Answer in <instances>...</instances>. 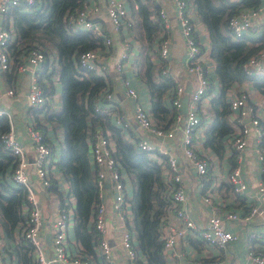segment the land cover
<instances>
[{"label": "built area", "instance_id": "built-area-1", "mask_svg": "<svg viewBox=\"0 0 264 264\" xmlns=\"http://www.w3.org/2000/svg\"><path fill=\"white\" fill-rule=\"evenodd\" d=\"M19 1L21 0H0V14L4 15L10 5H18ZM22 1L27 6L37 5V0ZM168 1L187 50L186 72L192 75L196 82L195 88L189 94L187 110L183 112L181 109L182 96L185 94L184 87L171 73L168 14L165 7L157 6L158 9L149 16L152 25L161 31L154 50L158 69L155 79L161 77L171 79L173 88L167 92L165 98L175 111L173 120L168 126L155 123L149 111L138 101L137 92L126 80H123L125 95L134 104L132 120L129 121L121 112L113 108L111 91L101 97L107 100V104L103 107L98 106L96 113L110 117L113 125L121 130L125 140L146 152L149 159L161 166L164 188L159 197L164 202V209L158 227V237L162 242V254L166 264H264V227L258 230L253 227L248 228L241 240L243 236L241 232L245 226L251 224L254 219H264V208L260 204L264 198V181L256 182L255 194L249 196L248 182L245 178L243 179L241 166V158L250 143L257 169L264 173V148L261 146L264 108H260L252 101L246 89L226 97L229 109L228 120L236 129L232 128V132L223 138V142L224 149L226 147L235 162L230 164L225 182L230 200L219 198L215 201L218 184L210 181L212 178L206 153L212 149L205 145L206 134L197 135L201 124L199 106L207 99L211 82L203 60V47L197 40L191 18L190 6L194 4L192 0ZM142 2L146 3L147 0ZM151 8L153 9L154 6L151 5ZM105 12L114 32L122 34V31L132 30L134 21L125 0H106ZM98 13L99 7L96 3L82 0L81 10L66 15L67 24L74 30L88 31L102 40V47L78 55L75 66L79 78L86 75L88 71L105 78L110 68L101 54L110 47L111 39L105 35L99 25L95 24L94 20ZM227 26L235 38H243L247 41L264 39V0H259L257 6L241 8L228 19ZM130 37L123 36L122 51L114 66L111 67L118 74L123 71L125 63L131 56ZM15 42L16 37L12 28L2 26L0 28V70L2 72H9L11 66L15 64L14 56L8 51V47ZM18 61L19 64L14 72L31 71V84L26 95L30 108L35 110L47 104L51 105L52 100L43 96L37 82L38 69L45 61L43 51L37 47L32 48L23 56H19ZM242 68L249 77L264 78V46L248 57ZM14 94L15 91L12 88L7 90V95L13 97ZM2 117L8 121V131L0 135V142L13 157V166L8 179L25 193V203L22 204L25 222L17 230V234L30 243L34 263L95 264L96 261H104L107 264H146L144 255L136 248L135 236L128 228L133 216L131 209L126 208L124 180L113 156L115 147L110 135L97 131L90 136L89 155L96 173L95 183L99 190V201L93 207L88 221V226L98 234V240L92 246L93 253L90 254L76 237L71 240L68 236L69 229L71 226L74 228L75 222L71 194L64 195L55 201L52 218L45 220L43 217V204L39 192L50 195L51 151L43 142L41 132L33 127L28 130L31 147L27 149L16 139L12 116L0 107V118ZM132 128L134 133L130 134L129 131ZM177 135L179 149L177 153H173L167 148V144ZM225 140H227L226 144ZM189 171L195 176L196 191L199 194L201 206L209 209L206 215V227L197 223L187 212L186 205L190 204V195L185 191L184 180ZM106 181L109 182V188L112 190L111 209L113 214L115 213L121 220L117 217L122 227L119 236L116 237L109 227L110 218L107 214V200L104 195ZM227 203L229 206L226 205ZM43 232L50 237V255L46 252ZM191 242L202 244L201 257L185 256L182 250ZM238 242H243L244 245L245 259L243 261L233 259L232 245ZM15 247V243H11L7 236L0 232V264H16L10 260V257L16 254ZM118 254L125 263L117 262Z\"/></svg>", "mask_w": 264, "mask_h": 264}, {"label": "trees", "instance_id": "trees-1", "mask_svg": "<svg viewBox=\"0 0 264 264\" xmlns=\"http://www.w3.org/2000/svg\"><path fill=\"white\" fill-rule=\"evenodd\" d=\"M132 13L137 17L146 33H153L149 16L158 9L157 4L148 6L142 0H127ZM199 20L205 25L210 40L211 57L214 61V75L218 82L219 93L211 98L210 109L213 113L211 125L206 130L205 145L215 153L224 150L223 138L232 132L228 120V103L225 93L234 84L251 81L264 93V78L249 77L242 68L248 57L264 46V40L247 41L235 38L230 32L228 19L241 8L257 6L259 0H240L229 5H215L213 0H192ZM127 6V8H128ZM156 6V7H155ZM82 8V0H37V5L27 6L24 1L10 5L4 14V26L12 28L16 42L8 47L14 56L15 64L10 73H14L19 64L18 57L32 48H40L45 57L38 69L37 82L43 96L52 99L55 83L60 87V110L43 106L32 111L34 129L40 131L43 142L50 148V163L53 164L54 149L46 136L43 122L51 125L54 131H61L62 141L59 158L56 163L68 184L69 193L74 197V233L82 247L93 253V245L98 240L96 231L88 226L92 209L99 201V190L96 186V173L89 164L90 136L101 131L113 140L116 159L124 182L131 186V195L125 197L130 205L132 222L128 228L136 239V248L145 257L146 264H166L162 254V242L158 237L160 218L163 215L164 202L160 192L164 188L160 164L148 158L147 153L133 143L124 139L121 130L113 126L112 119L96 113L98 106L107 104L104 94L110 91V76L105 78L88 71L79 78L76 72L77 57L80 53L102 47V40L90 32L74 30L66 22V15ZM146 34V35H147ZM260 42L261 44L255 45ZM16 43H18L16 45ZM158 69L150 62L146 63L141 79L149 92L150 116L155 123L168 126L173 120L175 111L169 106L165 95L173 88L171 79H155ZM263 139L264 148V122ZM8 131V121L0 118V135ZM13 166V157L0 142V217L6 235L16 242L18 264H35L32 260V247L17 231L25 222L22 215V204L25 193L8 180ZM51 168L49 167V172ZM51 177V173H50ZM49 192L58 199L62 195L51 177ZM16 231V232H15ZM95 264H107L96 261Z\"/></svg>", "mask_w": 264, "mask_h": 264}, {"label": "crops", "instance_id": "crops-1", "mask_svg": "<svg viewBox=\"0 0 264 264\" xmlns=\"http://www.w3.org/2000/svg\"><path fill=\"white\" fill-rule=\"evenodd\" d=\"M88 1L90 3L91 2L96 3L97 6L99 7V13L97 14V17L95 18L94 22L95 24L99 25L103 29L105 35L109 36V38L111 39L110 47L103 54H101L102 59L107 61L110 67L107 75L110 76V78L112 79V81L110 82V91L112 92L111 105L113 106L114 109L121 112L126 119L131 121L134 104L125 95V87L123 85V80L128 81L129 86L137 92L138 101L140 102V104L147 111H149L150 110L149 92L140 76L144 72L147 62H150L152 65H154L155 69L157 67L156 65L157 59H156V55L154 54V50L157 46L158 39L161 36V31L158 28H156V30L153 33L148 35L144 27L141 25L140 20L133 15L132 9L128 6L129 5L128 1L125 0L127 2L128 9L133 17L134 26L131 31H125V32L122 31V34L116 33L113 31L112 26L105 12L106 0H88ZM239 1L240 0H213L214 4L217 6L222 4H225L227 6L230 3L239 2ZM146 3L148 4V6H151L152 0H147ZM155 3L157 4V6H163L166 8L169 18L170 29H167V31L171 39L170 50H169L171 73L179 80V82L183 85V87L184 85H190L192 86V89H194L196 86L195 78L186 72L185 60L187 58V54H186L187 50L184 45L183 39L180 35V32L178 30L177 24L175 22L174 14L169 4V1L153 0V4ZM190 9H191V18L195 26V33L197 40L199 41L200 45L203 47V60L208 69V76L211 82L210 90L207 93V99L199 106V115L201 117V124L197 130V135L199 136L201 133L204 136L206 134V130L211 125L213 119V113L210 109L211 98L217 95L220 91L218 87V82L216 80L213 71L214 61L211 57V48H210L208 31L205 25L199 20L198 15L196 13L195 5H191ZM2 26H4V15L0 14V28ZM164 32L165 34H167L166 30ZM123 36L127 38L131 36L130 44H129L131 56L129 57L128 61L125 63L123 71L120 74H118L115 72V69L111 67L114 66V63L119 58L120 53L122 51L121 44H123L124 42ZM259 44L261 43L258 42L255 45H259ZM30 72H31L30 70H27L25 72L16 71L14 73H10L8 71L2 72L0 70V107L6 110L7 112H9L10 115L12 116L16 139L21 145L25 146L27 149H30L31 147V141L28 138V130L35 125V123L33 122V117L31 116L32 114L31 112L34 110L30 108L31 106L29 105L28 100L26 98V95L28 93L31 84ZM182 74L186 75L187 78L180 79L179 76ZM11 88L15 91L14 94L15 96L13 97L7 95V90ZM242 89H246L249 92L252 101L257 106H259L260 108H264V93L261 92L259 89H257L252 82L249 83L248 81H243L241 83L234 84L231 87V89L228 91V93L226 91L225 98L226 97L228 98V96H231L235 92ZM185 96L186 94L182 96V101ZM188 98H189V94L187 95V103H188ZM51 100H52L51 105L47 104V106H50L55 110H60L61 107L60 87L57 83H55V93ZM42 107L36 109H40ZM111 124L113 125V122ZM43 125L46 128V136L51 141L52 147L54 149L53 164L51 165V170H50L51 177L55 180L57 184V190L60 192V194L62 196L68 195L70 194L68 191V184L56 165L59 158V148H60V143L62 141V133L60 130L54 131L51 125L48 124L47 122H43ZM232 128L234 129L235 127L232 126ZM129 133L133 134L134 128H132L129 131ZM107 134H109V132H107ZM226 141L227 140H225V144ZM167 148H169L173 153L178 152L179 149L178 135L175 137V139L172 142L167 144ZM28 153H30V151ZM206 153L208 156L207 163L210 168V174L212 178L210 179V181H215L218 184L215 192L217 196L214 200L217 201L219 198H223L224 200L226 199L230 200L228 199V187L226 186L225 182L227 178V173L229 171V166L232 162H235V159L232 158V156H230L229 152L226 150V147L223 152L217 155H215V153L212 150L207 151ZM89 164L93 169L90 155H89ZM241 166L243 171V179L245 178V180L248 182L247 185H248L249 196L253 195L255 194L256 191L255 183L258 181H264V173H261L259 169H257L258 166L256 164L255 156L253 154V150L250 143L245 148V154L241 158ZM194 177H195L194 174L189 171L184 180L185 191L190 195V204L186 205V208H187V212L197 223H199L203 227H206V215L209 209L208 207L201 206L199 202V194L196 191L197 184ZM124 185H125V195L129 197L132 192L131 186L127 181L124 182ZM39 194H40L41 202L43 204V208H42L43 217L45 220H48L53 216L55 201L58 198L52 192H50V195H48L40 191ZM104 195L107 200V207H108L107 214H109V218H110L109 227L116 237L119 236L122 226L120 223L121 221L120 218L116 216L115 213H114L115 215L113 214V211L110 206L112 190H110L109 188V183H108V187L106 186ZM71 202L73 203V205L75 204V199L73 198V196H71ZM260 204L262 208H264V198L262 199ZM226 205L229 206V203H227ZM126 208L128 209L130 208L129 204H127ZM22 214H23V210H22ZM117 217L120 221L117 219ZM263 225H264V219L263 220L254 219L251 224H248L242 229L241 233H243V236L241 237V240L245 236V233L248 228L253 227L258 230V229H262L264 227ZM235 228L238 229V227ZM0 232L1 234L6 235V231L2 226L1 217H0ZM43 236L46 241L47 255H50L51 254L50 237L46 232H43ZM68 236L71 240H74L75 238L74 228H72V226L69 229ZM7 239L11 243L16 244L15 240L11 239L9 236H7ZM183 248H181V250ZM232 250L234 254L233 259L235 261H243L245 259V250H244L243 242L234 243L232 245ZM182 251L187 257H201L203 254V246L200 243L191 242L187 244L184 250ZM10 260L13 263L16 264L18 263L16 254H14L13 257H10ZM117 262L125 263V261L122 259L120 254H118Z\"/></svg>", "mask_w": 264, "mask_h": 264}, {"label": "water", "instance_id": "water-1", "mask_svg": "<svg viewBox=\"0 0 264 264\" xmlns=\"http://www.w3.org/2000/svg\"><path fill=\"white\" fill-rule=\"evenodd\" d=\"M180 79H184V78H187L186 75L182 74L179 76ZM192 86L190 85H184V91H185V94L186 96L183 98V101H182V111L185 112L187 110V95L190 94L192 92ZM108 181H106V186L108 187Z\"/></svg>", "mask_w": 264, "mask_h": 264}]
</instances>
